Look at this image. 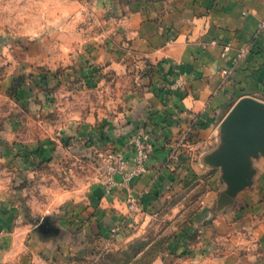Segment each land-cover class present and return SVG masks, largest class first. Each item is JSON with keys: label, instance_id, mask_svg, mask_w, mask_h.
I'll use <instances>...</instances> for the list:
<instances>
[{"label": "rangeland", "instance_id": "rangeland-1", "mask_svg": "<svg viewBox=\"0 0 264 264\" xmlns=\"http://www.w3.org/2000/svg\"><path fill=\"white\" fill-rule=\"evenodd\" d=\"M128 4L0 0V264H264L263 210L233 223L241 207L221 206L220 175L186 157L175 189L126 211L108 237L87 233L119 186L104 188L103 156L124 153L109 139L131 141L120 121L152 71L128 43L143 17Z\"/></svg>", "mask_w": 264, "mask_h": 264}, {"label": "crops", "instance_id": "crops-1", "mask_svg": "<svg viewBox=\"0 0 264 264\" xmlns=\"http://www.w3.org/2000/svg\"><path fill=\"white\" fill-rule=\"evenodd\" d=\"M135 6L143 17L128 26V43L153 65L141 75L144 87L131 97L120 126L141 131L153 148L142 170L101 199L90 217L95 215L102 229L87 233L108 237L126 211L175 189L185 157L195 171L220 175L215 192L221 206L241 207L234 210L233 223H240L248 208L264 212L260 147L243 157L237 182L221 177L237 104L247 98L264 103V0H130L128 7ZM124 136L109 142L132 160L133 145Z\"/></svg>", "mask_w": 264, "mask_h": 264}, {"label": "water", "instance_id": "water-1", "mask_svg": "<svg viewBox=\"0 0 264 264\" xmlns=\"http://www.w3.org/2000/svg\"><path fill=\"white\" fill-rule=\"evenodd\" d=\"M238 118L231 126L229 148L225 156L226 168L221 177L237 182L236 175L242 165L243 157L254 146L264 151V103L253 98H247L236 106ZM239 185V183H237Z\"/></svg>", "mask_w": 264, "mask_h": 264}, {"label": "built area", "instance_id": "built-area-1", "mask_svg": "<svg viewBox=\"0 0 264 264\" xmlns=\"http://www.w3.org/2000/svg\"><path fill=\"white\" fill-rule=\"evenodd\" d=\"M245 50H241L243 53ZM229 70L224 69L223 73L228 74ZM134 156L132 160L125 156V153L112 151L105 153L104 157V184L105 190L110 191L117 184H127L132 175L137 174L143 168V162L152 150V144L145 139L142 132L137 130L132 135ZM132 162V165H130ZM117 175L120 178H116Z\"/></svg>", "mask_w": 264, "mask_h": 264}]
</instances>
